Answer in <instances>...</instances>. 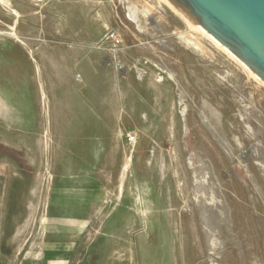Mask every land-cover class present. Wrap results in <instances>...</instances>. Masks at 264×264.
Returning <instances> with one entry per match:
<instances>
[{
  "label": "rangeland",
  "instance_id": "obj_1",
  "mask_svg": "<svg viewBox=\"0 0 264 264\" xmlns=\"http://www.w3.org/2000/svg\"><path fill=\"white\" fill-rule=\"evenodd\" d=\"M190 24L163 0H0V182L27 234L95 189L81 264H264V81Z\"/></svg>",
  "mask_w": 264,
  "mask_h": 264
},
{
  "label": "crops",
  "instance_id": "obj_2",
  "mask_svg": "<svg viewBox=\"0 0 264 264\" xmlns=\"http://www.w3.org/2000/svg\"><path fill=\"white\" fill-rule=\"evenodd\" d=\"M2 174L8 180L4 188L0 182V254L9 257L7 264H81L82 235L98 217L99 207L106 200L98 197L95 189L90 190L94 195L84 200L79 198L81 204L69 213L62 199L52 197L45 205L36 232L27 234L33 218L32 209L26 200L22 205L12 200L16 179L8 171ZM22 254L24 256L20 257ZM199 258L200 253L193 257L178 254L174 259L175 264H188L189 260L198 261ZM154 261L153 264H163L161 259L154 258Z\"/></svg>",
  "mask_w": 264,
  "mask_h": 264
},
{
  "label": "water",
  "instance_id": "obj_3",
  "mask_svg": "<svg viewBox=\"0 0 264 264\" xmlns=\"http://www.w3.org/2000/svg\"><path fill=\"white\" fill-rule=\"evenodd\" d=\"M163 1L264 81V0Z\"/></svg>",
  "mask_w": 264,
  "mask_h": 264
},
{
  "label": "bare ground",
  "instance_id": "obj_4",
  "mask_svg": "<svg viewBox=\"0 0 264 264\" xmlns=\"http://www.w3.org/2000/svg\"><path fill=\"white\" fill-rule=\"evenodd\" d=\"M4 2H6L5 0H3ZM151 2V1H150ZM149 2V3H150ZM153 4H155V3H153ZM150 5V4H149ZM155 5H157L156 7H158V4H155ZM154 5H152V7H153ZM155 7V8H156ZM147 8H149V7H147ZM152 9V8H151ZM151 9H147V11L148 12H150L151 13ZM146 11V12H147ZM129 17H130V19L131 20H133V21H135L140 27H141V29H143L144 28V24H143V22L142 21H140L139 19H138V17H137V15H136V12L135 11H130L129 12ZM189 22V21H188ZM189 24H190V22H189ZM191 25V27H193V25L192 24H190ZM196 26H194L193 28H195ZM197 28V27H196ZM198 29V28H197ZM201 31V30H200ZM202 32V31H201ZM206 35V34H205ZM184 37V39H185V42L187 43V45L188 46H190L191 48H193V50H195V51H197L198 53H202L203 51H204V49H203V46H201V44L199 43V41H196L195 39L196 38H186V36H183ZM182 38V37H181ZM217 44V43H216ZM218 45V44H217ZM204 54V53H203ZM245 67V66H244ZM168 73H169V75L171 76V77H173V74H172V72H169V71H167ZM250 73L252 74V76H254L255 78H257L258 80H260V81H263V80H261L258 76H256L253 72H251L250 71Z\"/></svg>",
  "mask_w": 264,
  "mask_h": 264
},
{
  "label": "trees",
  "instance_id": "obj_5",
  "mask_svg": "<svg viewBox=\"0 0 264 264\" xmlns=\"http://www.w3.org/2000/svg\"><path fill=\"white\" fill-rule=\"evenodd\" d=\"M0 155H8V156H10V157H14V158H16V154L15 153H10V154H6V153H0Z\"/></svg>",
  "mask_w": 264,
  "mask_h": 264
},
{
  "label": "built area",
  "instance_id": "obj_6",
  "mask_svg": "<svg viewBox=\"0 0 264 264\" xmlns=\"http://www.w3.org/2000/svg\"><path fill=\"white\" fill-rule=\"evenodd\" d=\"M115 35H111L110 37H114Z\"/></svg>",
  "mask_w": 264,
  "mask_h": 264
}]
</instances>
